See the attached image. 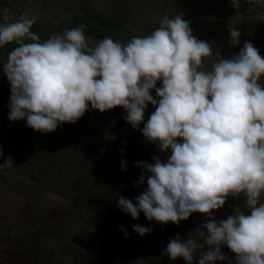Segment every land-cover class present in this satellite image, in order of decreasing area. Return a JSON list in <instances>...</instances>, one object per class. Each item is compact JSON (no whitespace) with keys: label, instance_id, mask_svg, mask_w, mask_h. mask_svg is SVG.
<instances>
[{"label":"clouds","instance_id":"1","mask_svg":"<svg viewBox=\"0 0 264 264\" xmlns=\"http://www.w3.org/2000/svg\"><path fill=\"white\" fill-rule=\"evenodd\" d=\"M232 4L239 15L241 0ZM37 20L28 12L15 19L8 10L0 18V48L17 45L3 65L11 89L9 120H26L29 128L51 133L89 110L119 107L126 110L125 121L139 129L152 104L155 111L140 130L146 141L171 154L166 162L159 157H153L154 164L138 162L143 174L136 187L146 183L147 189L135 204L120 197L118 207L133 219L143 212L162 225L179 224L193 213L208 216L194 236L169 241L164 254L173 261L193 264L202 247L199 238L208 249L198 264L225 260L222 245L236 254V264H264V58L259 50L246 41L239 54L220 57L205 70L212 46L195 37L180 14L164 15L148 35L126 43L106 37L94 47L81 26L41 41L32 31ZM228 31V43L238 45L241 33L230 23ZM12 167L11 156L0 163V171ZM241 195L247 211L217 222L213 210L229 196ZM133 229L141 236L150 231L139 224Z\"/></svg>","mask_w":264,"mask_h":264},{"label":"rangeland","instance_id":"2","mask_svg":"<svg viewBox=\"0 0 264 264\" xmlns=\"http://www.w3.org/2000/svg\"><path fill=\"white\" fill-rule=\"evenodd\" d=\"M170 1L175 4L174 9L168 11L165 3ZM197 2L0 0V18L5 10L10 11L15 19L25 12L37 16L32 31L41 41L52 34H61L65 29L81 26L89 38V46L94 47L106 37L126 43L132 37L148 35L160 26L164 15L170 16L176 9V13L190 22L193 35L212 46V55L203 62L205 70H210L220 57L230 59L239 54L246 41L257 48L260 42L254 34L246 38L241 34L238 45L225 48L230 39L227 27L230 15L236 14L232 1ZM177 3L180 5L176 6ZM200 5L208 14L203 18L205 23L202 25V19H197L192 24V15L196 20L203 14ZM221 8L228 13L215 15L212 11ZM245 12L249 15L255 13L257 17V12L264 13V10L245 8ZM212 23L218 25L219 32L216 34L208 31ZM16 46L11 43L0 48V84L7 87L10 84L3 73L4 59L7 61L9 52ZM263 82L260 81L262 86ZM157 87H162V84L158 82ZM151 95L158 99L155 89ZM3 98L8 99L9 96L4 94ZM2 100L0 126L5 125L13 132L9 135L0 128V148L3 150L0 163H4L9 156L14 162V167L0 171V257L4 262L188 264L183 258L173 261L163 253L171 239L179 237L187 240L194 236L196 230L208 221V216L193 213L188 220L174 224L171 229L154 220L153 223L149 221L150 231L141 236L133 229V225L138 224L134 222L136 219L118 207L120 197L134 203L135 198L147 189L146 183L136 187L143 174L137 163L154 164L153 157L166 162L171 154L170 149L161 152L158 145L146 141L140 130L155 111L152 104L145 109L144 121L139 129H133L125 121L126 110L118 107L104 113L89 110L74 124L66 123L67 126L59 127L60 130L42 133L29 128L26 120L10 121L5 115H9L10 109ZM122 161L126 170H122ZM261 203H264V196ZM237 210L247 211L243 195L229 196L225 205L213 210L211 215L219 222L235 215ZM121 226L126 231H122ZM160 236L163 240L159 248L147 239L157 240ZM198 243L202 247L194 253L193 264H198L200 253L208 249L204 239L198 238ZM223 251L227 256L235 255L232 259L236 261V254L226 245L221 246Z\"/></svg>","mask_w":264,"mask_h":264},{"label":"crops","instance_id":"3","mask_svg":"<svg viewBox=\"0 0 264 264\" xmlns=\"http://www.w3.org/2000/svg\"><path fill=\"white\" fill-rule=\"evenodd\" d=\"M176 1H178V0H176ZM196 1H198L197 3H201V4H205L206 2V0H196ZM230 1H232V0H230ZM171 2V1H170ZM167 2V3H165L166 4V9L169 11V10H171V9H174V8H172V7H174V4H175V2ZM213 3V2H212ZM198 4V5H199ZM177 5H180V3H177L176 4V6ZM194 5V4H193ZM168 7H171V8H168ZM203 8L204 7H202L201 8V5H200V10L202 9V12L201 13H203V14H201L198 18H196V20H195V18H193V15L191 16V21H192V24L194 23V21H197V19L198 20H201L202 19V25H203V23H205V20H203V18L205 17V15H208V14H206L205 12V10H203ZM223 10V11H222ZM176 9L174 10V12H173V14H171L170 15V17H175L178 13H176ZM213 12H215V15H217L218 13H220L221 15H225L226 13H228V11L227 10H225L224 8L222 9H220V10H212ZM239 11V15H237V11H236V14H234V15H230L231 16V20H230V24L233 26V27H236L237 29H238V31L242 34V35H245V37L244 38H246V37H248V35H256L257 33V28H258V26H259V24H260V22L257 20V17H256V14L254 13H252L251 15H249L247 12H245V9L244 10H238ZM194 13V12H193ZM174 15V16H173ZM228 23V24H229ZM208 26V25H207ZM210 30H208V31H211L213 34H216V33H218L219 32V30H218V25H216V24H214V23H212L210 26ZM228 27V26H227ZM223 37V36H222ZM224 38V37H223ZM244 38H242V39H244ZM235 46V45H234ZM233 45H230L229 43H227L226 45H225V48H232V47H234ZM244 46V45H243ZM243 46H242V48H243ZM259 48V49H258ZM257 49L259 50V53L261 54V57H263L264 55V44H259L258 46H257ZM222 54V53H221ZM223 56V55H222ZM216 59V58H215ZM215 59H213V60H215ZM264 80V77H262L261 78V81H263ZM263 84H264V82H263ZM3 261V259H2V257H0V261ZM4 262V261H3ZM0 264H7L6 262H4V263H2V262H0Z\"/></svg>","mask_w":264,"mask_h":264},{"label":"trees","instance_id":"4","mask_svg":"<svg viewBox=\"0 0 264 264\" xmlns=\"http://www.w3.org/2000/svg\"><path fill=\"white\" fill-rule=\"evenodd\" d=\"M246 3L249 6H251L253 8H256L258 10H264V0H247ZM256 33H257L256 34V39H258L257 41L260 42L258 44H264V22H262V23L259 24ZM4 61L6 62V59H4ZM4 94H7L9 96V98L8 99L3 98V95ZM0 95H1L0 101H1V99H3L2 101L4 103H6V106L5 107L6 108H9V105H10V95H11V89H10V87H7V86H4V85H1L0 84ZM0 114L3 115V112L0 111ZM5 115H6V117L9 116L8 114H5ZM65 126H67L66 123L65 124H60L56 130H60V129H62ZM59 127H60V129H59ZM0 128L1 129H4V131H6V134L9 133V135L11 134V132H13V131L7 129L5 127V125L0 126ZM180 142H182V140ZM126 197H129V195H127ZM134 204H135V201H134ZM134 222L135 223L138 222L139 225H143V226L149 227V225H148L149 220L145 217V215L143 214V212L140 213L139 219L134 220ZM149 223H153V221H150ZM173 225H174L173 223L169 222L165 226H166V229H168V228L171 229V226H173ZM157 238H158L157 240H153L152 238H149V237L147 239L149 240L150 244H153L154 246H156L157 248H159L160 247V241L163 240V239H162V236H160V238L159 237H157ZM226 248H228V247L226 246ZM164 253H165V251H164ZM164 253H163V255H165ZM222 254L223 255H226V251L225 252L223 251ZM234 256L235 255H233V256L232 255H230V256H227L226 255L225 256V260H223V264H236V261H234L232 259ZM163 258L165 259L166 256H163ZM216 264H222V263H221V261L220 262L217 261Z\"/></svg>","mask_w":264,"mask_h":264},{"label":"built area","instance_id":"5","mask_svg":"<svg viewBox=\"0 0 264 264\" xmlns=\"http://www.w3.org/2000/svg\"><path fill=\"white\" fill-rule=\"evenodd\" d=\"M241 2H242V7H240V8H244V9L246 8V9H250V10L253 9V7L249 6L246 2H244V0H241ZM257 20L260 23L264 22V13L257 12ZM219 212H221V211H219Z\"/></svg>","mask_w":264,"mask_h":264}]
</instances>
